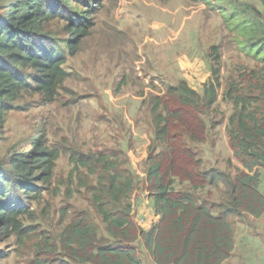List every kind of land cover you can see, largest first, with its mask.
Returning a JSON list of instances; mask_svg holds the SVG:
<instances>
[{
	"label": "rangeland",
	"instance_id": "obj_1",
	"mask_svg": "<svg viewBox=\"0 0 264 264\" xmlns=\"http://www.w3.org/2000/svg\"><path fill=\"white\" fill-rule=\"evenodd\" d=\"M57 11L58 17L42 24V48L64 57L67 76L51 100L41 92H21L8 103L0 124V164L6 173L13 157L35 152V139L46 157L55 156L48 180L34 164L31 195L36 198L14 183L8 187L10 199L26 205L28 213L20 218L22 234H0V264H45L57 255L55 247L62 253L63 230L77 218L91 220L98 235L107 237L91 201L97 183L93 171H103L107 160L133 174L130 201L143 229L156 225L159 216L146 174L163 148L154 143L150 101L166 86L185 80L202 96L203 83L217 70V99L211 109L197 113L196 131L203 126L205 140L186 139L200 161L197 171L216 168L234 175L244 170L231 148L235 125L229 121L241 106L235 110L230 95H242L247 111L264 115V52L254 55L246 47L253 39L238 26L254 25L249 33L264 50L259 0H70ZM74 15H85L91 26L71 55L67 23ZM21 71L32 83L34 70ZM170 176L174 191L190 194L198 203L224 200L222 184L194 189L189 181ZM259 177L264 194V166ZM229 221L234 250L222 264H264V213L259 218L230 216ZM132 246L141 264H156L141 240Z\"/></svg>",
	"mask_w": 264,
	"mask_h": 264
},
{
	"label": "trees",
	"instance_id": "obj_2",
	"mask_svg": "<svg viewBox=\"0 0 264 264\" xmlns=\"http://www.w3.org/2000/svg\"><path fill=\"white\" fill-rule=\"evenodd\" d=\"M68 1L0 0V124L10 109L8 103L21 92H41L51 100L67 76L62 68L64 57L42 48V24L58 17L57 10L67 6ZM259 2L264 6V0ZM88 20L85 15L68 19L71 37L66 40V47L71 55L77 51L80 38L88 34ZM238 26L241 32L248 30L243 34L253 39L246 47L254 55L263 53V45L254 43V33H249L255 30L254 25ZM260 30L264 35V25ZM212 49L218 58L216 47ZM22 69L34 70L32 83ZM216 72L215 69L211 81L203 83L202 96L181 80L176 86H166L162 94H155L150 101L154 143L156 148H163L151 159L146 174V188L153 195L159 216L156 225L143 229L130 201L133 174L107 160L103 171H93L97 173V183L91 196L107 237L98 235L91 220L77 218L63 230L62 253H57L55 247L53 252L57 255L45 264H141L132 246L137 240H141L156 264H222L231 257L234 235L229 217L246 214L259 218L264 213V194L259 190V168L264 166V115L247 111V98L242 95H230L235 110L241 106L229 121L235 125L231 148L244 170L237 169L234 175L216 168L197 171L200 161L186 139L205 140L203 126L196 131L197 113L211 109L217 99L220 83ZM33 144L35 152L23 158L13 157L7 173L0 164V234L19 235L25 231L20 218L28 213L27 207L10 199L11 183L27 191L28 197L36 198L31 195L35 191L31 185L34 164L42 169L44 180L51 176L55 156L46 157L48 153L38 139ZM186 166L189 167L185 170ZM171 174L189 181L194 189L222 184L224 200L211 205L198 203L192 195L174 191Z\"/></svg>",
	"mask_w": 264,
	"mask_h": 264
}]
</instances>
